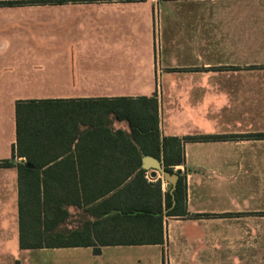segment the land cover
Listing matches in <instances>:
<instances>
[{
  "label": "crops",
  "instance_id": "crops-1",
  "mask_svg": "<svg viewBox=\"0 0 264 264\" xmlns=\"http://www.w3.org/2000/svg\"><path fill=\"white\" fill-rule=\"evenodd\" d=\"M24 1L0 5V264H44L41 253L49 264H264V0H0ZM155 94L162 137H226L184 143L174 166L184 216L167 215L171 188L143 167L152 155L88 125L103 118L100 99ZM27 101L54 102V124L77 123L73 143L44 152L61 155L44 169L66 188L44 229L71 247H20L17 105Z\"/></svg>",
  "mask_w": 264,
  "mask_h": 264
},
{
  "label": "trees",
  "instance_id": "trees-1",
  "mask_svg": "<svg viewBox=\"0 0 264 264\" xmlns=\"http://www.w3.org/2000/svg\"><path fill=\"white\" fill-rule=\"evenodd\" d=\"M77 2L78 0H74ZM91 1V0H90ZM94 1V0H92ZM123 2H138L144 0H119ZM34 2V1H33ZM24 2H0L1 4H14ZM100 108H98L103 118L97 121H89L88 125L103 126L106 142L117 143V133L121 136L127 135L132 141H136L140 151L145 155H152L158 159H163L165 171L174 174V166L185 162L184 148L185 142H207L222 141L224 135H201L187 136L183 139L175 137H162L160 130L159 117V99L155 94L153 97L140 98H103L100 99ZM54 104L52 101H27L17 105V123L19 139L17 144L18 157L24 158L25 163L19 164L20 176V247L21 249H41V248H60L71 247L73 244L66 242L65 233L50 234L49 223V203L53 196V203L65 201V186H50L51 173L49 169H44L52 162H55L61 155L45 154L51 147L63 148L67 143H73L75 138H68L72 134V127L77 123L71 124L65 119H59L61 123L54 124L49 119V109ZM94 122V123H93ZM117 122H126L130 132L115 130L114 125ZM62 126L56 127V126ZM100 130V131H102ZM76 136H78L75 133ZM113 138L114 141H112ZM259 137H264L260 134ZM125 142V141H124ZM112 145V144H109ZM117 145V144H115ZM141 155L138 164L141 165ZM10 166L11 161L1 163ZM33 165L30 168L27 165ZM141 172L145 173V170ZM161 193V182L156 183ZM186 190L180 178L177 188L174 191V197L171 190L166 192L165 203L169 210L167 215L184 216L187 214ZM162 199V195H161ZM53 213L60 215L61 211ZM149 215V211H145ZM143 215L146 214L141 212ZM154 213V212H153ZM159 221L163 222V207L160 206L157 212ZM58 222V220H56ZM39 224V232L34 230V225ZM163 232L156 244L163 243ZM150 243V242H149ZM100 250H95L99 254Z\"/></svg>",
  "mask_w": 264,
  "mask_h": 264
},
{
  "label": "water",
  "instance_id": "water-1",
  "mask_svg": "<svg viewBox=\"0 0 264 264\" xmlns=\"http://www.w3.org/2000/svg\"><path fill=\"white\" fill-rule=\"evenodd\" d=\"M144 168L146 170H154L153 176L156 177L157 173H161L163 175L164 180L168 183V188H171V194L174 197V191L177 188V183L179 180V175L181 174V171L178 170L176 173L171 174L167 171H165L162 161L152 157V156H145L143 159ZM30 168H33L32 165H27Z\"/></svg>",
  "mask_w": 264,
  "mask_h": 264
},
{
  "label": "rangeland",
  "instance_id": "rangeland-1",
  "mask_svg": "<svg viewBox=\"0 0 264 264\" xmlns=\"http://www.w3.org/2000/svg\"><path fill=\"white\" fill-rule=\"evenodd\" d=\"M72 1H74V0H72ZM85 1H88V2H97V1H106V2H113V1H117V0H94V1H90V0H78L77 2H85ZM144 1H146V0H144ZM144 1H138V2H144ZM75 2V1H74ZM160 82V86H161V81H159ZM167 92L163 89V95L164 96H162V99L164 100L163 102H164V111H168V109H169V98H168V95L166 94ZM161 94H162V89H161V87L159 88V96H160V99H161ZM163 104V103H162ZM42 254V259L44 260V264H46V263H48L49 264V262H47V260H48V258H50V253H41Z\"/></svg>",
  "mask_w": 264,
  "mask_h": 264
}]
</instances>
